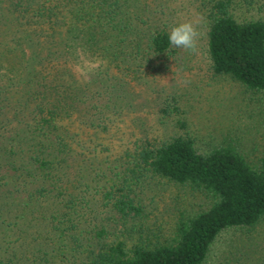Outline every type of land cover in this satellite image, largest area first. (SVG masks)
<instances>
[{"label":"trees","instance_id":"1","mask_svg":"<svg viewBox=\"0 0 264 264\" xmlns=\"http://www.w3.org/2000/svg\"><path fill=\"white\" fill-rule=\"evenodd\" d=\"M201 1L213 74L264 117V19ZM173 2L0 0V264H207L224 233L264 217V150L145 124L137 88L176 53ZM163 185L207 205L150 222Z\"/></svg>","mask_w":264,"mask_h":264},{"label":"rangeland","instance_id":"2","mask_svg":"<svg viewBox=\"0 0 264 264\" xmlns=\"http://www.w3.org/2000/svg\"><path fill=\"white\" fill-rule=\"evenodd\" d=\"M201 2H173L178 23L203 17L199 24L198 54L190 55L176 48L164 73L150 79L147 86L137 88L140 94L137 104L142 105L146 126H152L158 135L186 133L202 146L235 137L253 155H258L264 150L262 107L239 83L213 74L207 54L208 21L198 10ZM232 13L239 19H264V0H235ZM164 107L171 114L163 117L162 122L160 109ZM127 126H131L130 121ZM156 193V198L148 200L146 216L150 222L156 219L164 226L176 209L197 211L207 205L205 197L184 187L163 185ZM242 263L264 264V217L254 227L224 233L214 245L207 264Z\"/></svg>","mask_w":264,"mask_h":264},{"label":"clouds","instance_id":"3","mask_svg":"<svg viewBox=\"0 0 264 264\" xmlns=\"http://www.w3.org/2000/svg\"><path fill=\"white\" fill-rule=\"evenodd\" d=\"M203 17H198L194 21L180 22L171 27L168 33V42L171 47L182 49L190 55L198 54V41L200 38L199 24ZM81 72H87L90 69L80 67Z\"/></svg>","mask_w":264,"mask_h":264}]
</instances>
